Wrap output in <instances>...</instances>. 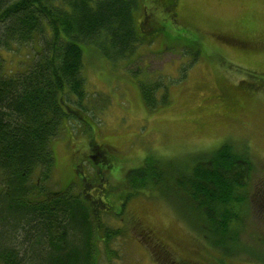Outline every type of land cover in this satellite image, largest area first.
<instances>
[{
  "label": "rangeland",
  "instance_id": "1",
  "mask_svg": "<svg viewBox=\"0 0 264 264\" xmlns=\"http://www.w3.org/2000/svg\"><path fill=\"white\" fill-rule=\"evenodd\" d=\"M175 10L173 18L156 0L140 2L135 24L145 42L130 60L112 62L95 45L80 44L86 99L81 106L71 103L80 114L65 120L51 142V189L74 185L87 198L103 194L112 208L109 216L101 213L102 222L129 229L102 264H262L248 252L261 254L264 212L254 211L246 222L242 243L248 252L232 256L155 191L143 192L121 218L114 216L127 172L147 155L185 157L225 142L247 146L254 155L250 187L263 192L264 205V0H178ZM39 49L36 39L3 51L6 72L25 71ZM144 81L152 82L153 109L144 102ZM93 141L108 148L110 171L94 159Z\"/></svg>",
  "mask_w": 264,
  "mask_h": 264
},
{
  "label": "trees",
  "instance_id": "2",
  "mask_svg": "<svg viewBox=\"0 0 264 264\" xmlns=\"http://www.w3.org/2000/svg\"><path fill=\"white\" fill-rule=\"evenodd\" d=\"M141 1L0 0V264H102L127 237L129 229L102 222L101 213L109 216L112 208L103 194L87 198L74 185L51 189V142L65 120L80 114L71 103L86 99L80 44L95 45L112 62L132 59L145 42L135 24ZM36 39L40 49L28 68L9 75L2 52ZM151 83L144 81L141 92L153 109ZM90 150L100 169H112L99 144L93 141ZM256 168L249 147L230 142L185 157L147 155L127 172L114 216L121 218L129 201L152 190L213 246L231 256L247 253L246 222L254 211L264 212L263 192L250 187ZM136 234L149 244L144 233ZM262 248L248 253L264 264Z\"/></svg>",
  "mask_w": 264,
  "mask_h": 264
},
{
  "label": "flooded vegetation",
  "instance_id": "3",
  "mask_svg": "<svg viewBox=\"0 0 264 264\" xmlns=\"http://www.w3.org/2000/svg\"><path fill=\"white\" fill-rule=\"evenodd\" d=\"M158 2V5L162 8L163 11H166V13H168L170 16H172L173 18H175L177 16L176 13V8L178 6V0H156ZM148 16V15H147ZM146 16V17H147ZM149 21V18H147L144 22V24H146ZM103 154H105L107 152L106 149H108L106 147V145H99Z\"/></svg>",
  "mask_w": 264,
  "mask_h": 264
},
{
  "label": "bare ground",
  "instance_id": "4",
  "mask_svg": "<svg viewBox=\"0 0 264 264\" xmlns=\"http://www.w3.org/2000/svg\"><path fill=\"white\" fill-rule=\"evenodd\" d=\"M28 11V10H27ZM30 12V11H29ZM107 20V19H106ZM111 24V23H110ZM110 26V25H109ZM164 42V41H163ZM161 44V43H160ZM159 45V44H158ZM25 46V45H24ZM156 47V46H155ZM12 50V49H11ZM25 54V53H24ZM24 60V59H23ZM19 62V61H18ZM26 62V61H25ZM22 74V73H21ZM150 83V82H149ZM99 124V123H98ZM39 135V134H38ZM47 140V139H46ZM48 143V142H47ZM39 152V151H38ZM212 168V167H211ZM244 168V167H243ZM92 170V169H91ZM243 170V169H242ZM48 174V173H47ZM97 174V173H96ZM31 175V174H30ZM216 180V179H215ZM62 181V180H61ZM81 181V180H80ZM89 182V181H88ZM26 183V182H25ZM76 183V182H75ZM212 184V183H211ZM141 185V184H140ZM213 185V184H212ZM217 185V184H216ZM78 187V186H77ZM19 188V187H18ZM62 190V189H61ZM215 195V194H214ZM40 199V198H39ZM253 210V209H252ZM109 237V236H108ZM226 250V249H225ZM100 255V254H99ZM8 258V257H7ZM90 260V259H89ZM228 260V259H227Z\"/></svg>",
  "mask_w": 264,
  "mask_h": 264
}]
</instances>
